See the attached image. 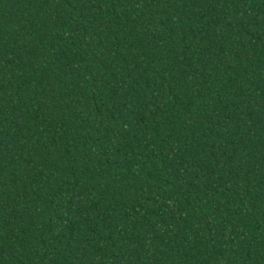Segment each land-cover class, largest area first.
Here are the masks:
<instances>
[{"label": "trees", "instance_id": "16d2710c", "mask_svg": "<svg viewBox=\"0 0 264 264\" xmlns=\"http://www.w3.org/2000/svg\"><path fill=\"white\" fill-rule=\"evenodd\" d=\"M0 264H264V0H0Z\"/></svg>", "mask_w": 264, "mask_h": 264}]
</instances>
